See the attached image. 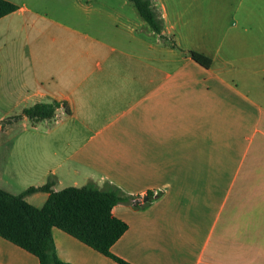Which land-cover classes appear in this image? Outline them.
<instances>
[{"label": "crops", "instance_id": "crops-1", "mask_svg": "<svg viewBox=\"0 0 264 264\" xmlns=\"http://www.w3.org/2000/svg\"><path fill=\"white\" fill-rule=\"evenodd\" d=\"M9 1L0 189L117 186L130 199L111 207L126 229L109 252L129 264H264V0H151L160 34L129 0ZM51 101L57 120L21 114ZM51 235L63 261L122 264ZM0 264L39 260L0 236Z\"/></svg>", "mask_w": 264, "mask_h": 264}, {"label": "trees", "instance_id": "trees-1", "mask_svg": "<svg viewBox=\"0 0 264 264\" xmlns=\"http://www.w3.org/2000/svg\"><path fill=\"white\" fill-rule=\"evenodd\" d=\"M129 1L147 26L160 34L162 23L151 0ZM16 7L9 0H0V16ZM188 52L203 66L210 65V57L195 50ZM58 105L57 101L37 102L24 107L21 114L35 123L50 119ZM64 110L68 112L66 106ZM52 183L50 179L41 185L28 186L17 194L0 189V236L36 255L39 264H71L56 255L51 235V228L55 226L118 262L129 264L111 254L109 247L126 229V223L111 214V207L129 201L130 196L109 182L99 187L95 182L87 181L80 186L58 190L51 189ZM35 191L48 192L39 207L24 200L26 194Z\"/></svg>", "mask_w": 264, "mask_h": 264}, {"label": "built area", "instance_id": "built-area-1", "mask_svg": "<svg viewBox=\"0 0 264 264\" xmlns=\"http://www.w3.org/2000/svg\"><path fill=\"white\" fill-rule=\"evenodd\" d=\"M57 118H58V115H57V114H53L52 119H53V120H57Z\"/></svg>", "mask_w": 264, "mask_h": 264}]
</instances>
